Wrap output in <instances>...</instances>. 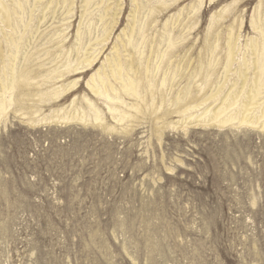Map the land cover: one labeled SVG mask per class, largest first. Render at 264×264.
Segmentation results:
<instances>
[{
	"label": "rangeland",
	"instance_id": "1",
	"mask_svg": "<svg viewBox=\"0 0 264 264\" xmlns=\"http://www.w3.org/2000/svg\"><path fill=\"white\" fill-rule=\"evenodd\" d=\"M86 1L0 0V264H264V0Z\"/></svg>",
	"mask_w": 264,
	"mask_h": 264
},
{
	"label": "bare ground",
	"instance_id": "2",
	"mask_svg": "<svg viewBox=\"0 0 264 264\" xmlns=\"http://www.w3.org/2000/svg\"><path fill=\"white\" fill-rule=\"evenodd\" d=\"M3 2V1H2ZM2 2H0V13L2 14V16H3V19L5 20V23H7V25L9 26V27H11L12 26V23H13V14H17V10H16V8L12 11L11 9H8L7 7H5L3 4H2ZM87 2V5L90 3V1L89 0H87L86 1ZM17 9L19 10H21L22 9V5L21 4H18L17 5ZM101 18V17H100ZM7 26V27H8ZM262 36H263V42H262V45H261V49H262V51L259 53V58L260 59H262V60H264V29H262ZM111 33V32H110ZM132 39V38H131ZM131 39L129 40L130 41V43H131ZM15 42V41H14ZM17 44V43H16ZM229 46V45H228ZM17 47V46H16ZM234 47V46H233ZM258 48H259V46H258ZM231 49V48H230ZM232 50H234V48L232 49ZM231 51V50H230ZM233 52V51H232ZM232 54V53H231ZM230 55V54H229ZM234 55V54H233ZM233 55H232V57H233ZM117 56H118V54H117ZM49 58V57H48ZM115 58V57H114ZM120 58V57H119ZM85 59V58H84ZM116 59H118V58H116ZM86 61L85 62H87V59H85ZM231 60V59H230ZM88 61H89V59H88ZM158 61V60H157ZM264 62V61H263ZM109 63H112V61L111 62H109ZM187 64H188V62H187ZM111 65H113V63L111 64ZM112 67V66H111ZM115 70L113 71V74H115L116 75V77L117 78H120V79H118V80H120L121 82H123L124 84H126L125 85V91L127 92V93H129L130 92V90L131 89H133L134 88V84H136V82L138 81L137 80V77H136V73L134 72V70H133V66H132V64H129L128 66H123L121 63H118V62H116V60H115ZM27 70V69H26ZM13 72V71H12ZM30 72V71H29ZM111 74V73H110ZM264 74V63H263V65H262V68H261V78H262V75ZM126 77H127V79H126ZM12 78V79H11ZM11 80H12V82H13V86H16V84L18 83V81H17V78H16V76L14 75V74H12L11 75ZM104 78V79H103ZM107 78V77H106ZM261 78H260V80H261ZM125 79L127 80V81H125ZM106 80H108V79H105V77H100V76H96V77H94L93 78V80H92V83L90 84V86L92 87V90H93V92L94 93H96V94H100V91H102V90H106L105 92H107V94L109 95V93L108 92H110V90L111 91H113L114 93L116 92L114 89H110L109 91H107L108 89H106V85H107V83H109V82H106ZM258 81H259V78L257 79ZM117 81V80H116ZM126 82V83H125ZM122 83V84H123ZM138 83V82H137ZM263 83H264V81H263ZM27 84H30V83H26V85ZM123 84V85H124ZM23 85V84H22ZM93 85V86H92ZM122 85V86H123ZM260 85V84H259ZM24 86V85H23ZM110 85H108V87H109ZM262 86V85H261ZM264 86V85H263ZM262 86V87H263ZM24 90V89H23ZM132 91V90H131ZM256 91V90H255ZM254 91V92H255ZM38 92V91H37ZM260 92V91H259ZM20 94V93H19ZM105 94V93H104ZM107 95V96H108ZM133 96H135V95H133ZM257 96H259V94L257 93H254L253 95H252V93H251V96H250V103H248V104H246V106H245V112H250L251 110H252V108L250 109V107L253 105V102H251V101H253V100H255L256 99V97ZM230 100V99H229ZM221 104V103H220ZM233 105V104H232ZM92 106V105H91ZM234 106V105H233ZM254 106V105H253ZM93 107V106H92ZM0 108H1V110L0 111H3L4 110V106L2 105V106H0ZM242 112V111H241ZM255 113V112H254ZM98 116V115H97ZM245 120L246 119H243V122H245ZM249 121V120H248ZM251 123V122H250Z\"/></svg>",
	"mask_w": 264,
	"mask_h": 264
}]
</instances>
